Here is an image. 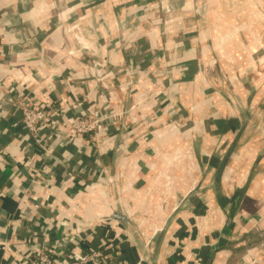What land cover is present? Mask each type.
I'll return each mask as SVG.
<instances>
[{
    "label": "crops",
    "instance_id": "0c3cea01",
    "mask_svg": "<svg viewBox=\"0 0 264 264\" xmlns=\"http://www.w3.org/2000/svg\"><path fill=\"white\" fill-rule=\"evenodd\" d=\"M253 2L0 0V264L39 238L71 255L107 240L111 264H264ZM25 91L120 115L96 142L46 138L48 156Z\"/></svg>",
    "mask_w": 264,
    "mask_h": 264
},
{
    "label": "built area",
    "instance_id": "2783aa9c",
    "mask_svg": "<svg viewBox=\"0 0 264 264\" xmlns=\"http://www.w3.org/2000/svg\"><path fill=\"white\" fill-rule=\"evenodd\" d=\"M15 108L21 116L20 124L26 135L48 156L54 151L46 144V138L52 137L71 144L80 137L88 136L96 142L98 130L101 127L106 128L111 119L120 115L114 114L112 108L107 105H102L99 109L87 108L81 114H70L71 106L55 101L42 104L30 98L29 92L26 91L20 94ZM33 173L36 174L35 171ZM32 248L25 256V264H89L92 261H98V264L110 263L104 256L105 249L109 248L107 240L103 247L83 249L73 255L71 252H65L57 241L47 244L42 238L37 239V242L32 244Z\"/></svg>",
    "mask_w": 264,
    "mask_h": 264
},
{
    "label": "rangeland",
    "instance_id": "374dc122",
    "mask_svg": "<svg viewBox=\"0 0 264 264\" xmlns=\"http://www.w3.org/2000/svg\"><path fill=\"white\" fill-rule=\"evenodd\" d=\"M253 3H254V9L257 10L256 12L258 14L257 20H256V26L259 29H263L264 28V0H254ZM261 35L264 38V33L263 34L259 33L258 37L260 38ZM257 58H258V63L256 65V70L258 73V79H259V82L264 83V49L263 48L258 49ZM259 88H264V85L261 84ZM261 96H260L261 100L262 99L264 100V91L261 93ZM261 102H263V106H264V101H261Z\"/></svg>",
    "mask_w": 264,
    "mask_h": 264
},
{
    "label": "water",
    "instance_id": "95a60500",
    "mask_svg": "<svg viewBox=\"0 0 264 264\" xmlns=\"http://www.w3.org/2000/svg\"><path fill=\"white\" fill-rule=\"evenodd\" d=\"M226 159H227V157H226V158H224V160L222 161V164H221V167L219 168V171H221V169H222V167H223V165H224V163H225Z\"/></svg>",
    "mask_w": 264,
    "mask_h": 264
}]
</instances>
